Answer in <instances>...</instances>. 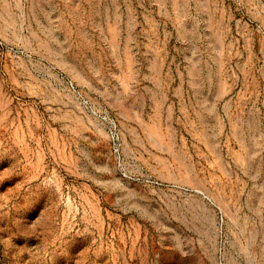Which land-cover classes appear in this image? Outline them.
Masks as SVG:
<instances>
[{"label":"rangeland","instance_id":"obj_1","mask_svg":"<svg viewBox=\"0 0 264 264\" xmlns=\"http://www.w3.org/2000/svg\"><path fill=\"white\" fill-rule=\"evenodd\" d=\"M0 264H264V0H0Z\"/></svg>","mask_w":264,"mask_h":264}]
</instances>
